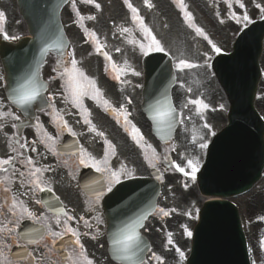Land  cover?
<instances>
[{"label": "rangeland", "instance_id": "374dc122", "mask_svg": "<svg viewBox=\"0 0 264 264\" xmlns=\"http://www.w3.org/2000/svg\"><path fill=\"white\" fill-rule=\"evenodd\" d=\"M215 12H218L217 5ZM213 15H206L209 28L207 27L203 32L208 36V39L203 41L201 40L202 35L197 36L195 33L194 38L200 40H195L191 46L180 48L181 51L175 54V66L181 79L179 78V86L174 99L182 112V123L185 125L179 129L171 145L163 146V152L173 157L175 165L165 172L167 184L164 186L163 193L164 191L165 193L160 200V203H163L165 207L160 215L167 212V215H172V220L162 224L163 234H160L159 237V250L164 256L159 258L160 255L157 254L154 262L167 257L164 259L166 264H184V259L189 251L187 233L194 227L197 213L204 202L195 189V178L191 175L187 161L194 160L197 162V167L200 166L205 149V147H201V144L206 145L210 136L224 126L225 122L223 93L210 72L208 63L215 55L231 50L237 30L245 24L239 27L230 26V22L234 21V15L229 8L219 15ZM223 26L225 29L221 28ZM71 37L74 40L73 33H71ZM208 40H211L220 49V52H215ZM181 60L191 63L194 67L182 68L179 65ZM262 63L264 65V60ZM186 78L188 80L186 85L181 84ZM182 89H184L183 93L180 94L179 91ZM259 94V103L263 105V82ZM192 100H202L207 108L192 104L190 102ZM210 115L212 116L209 118ZM187 116L190 118L189 122L185 120ZM177 165L184 167L189 175L186 176L180 172ZM236 203L242 210L250 251L256 258V247L259 245V248H262L264 245V229L257 228L264 225V181L252 194L238 199ZM256 213L258 214L254 216L253 214ZM256 234L260 237L259 244L255 241ZM153 251L155 253L154 249Z\"/></svg>", "mask_w": 264, "mask_h": 264}, {"label": "flooded vegetation", "instance_id": "af4514ba", "mask_svg": "<svg viewBox=\"0 0 264 264\" xmlns=\"http://www.w3.org/2000/svg\"><path fill=\"white\" fill-rule=\"evenodd\" d=\"M149 2L151 4V1ZM155 3L158 12H162V0H155ZM148 19L149 21L153 22L155 21V16L152 13H149ZM128 36L130 37V35ZM113 41L116 42V40L114 39ZM127 41L131 43L130 38ZM143 41L144 43L133 40L134 42L133 44L137 46L144 44L146 46V39H144ZM89 43L94 48L97 46L96 40L93 39L92 36H90L89 38ZM97 47L99 48L100 45H98ZM116 54L120 55L121 51L116 50ZM109 68L113 70V74L110 75L109 81L111 82V84L114 85V86L108 85V89L110 91V99H107L103 95L99 85L96 82H95V87L99 89L101 95H96L95 90H93L90 86L86 85V87H88V94L83 96L80 101L83 107L82 108L78 107V123L80 126H84L79 128V132L84 134L86 141L98 140L97 132L91 130L92 126H94L92 122V118L94 115V112H92V108H94L95 111H98L99 110L98 100L102 102L108 101L111 104H115L116 107L112 108L111 112L108 111L107 115L98 113L97 114L98 118L101 119L102 121H105V117L107 116L112 120L113 124L116 125L118 124L120 126V130H122L127 137H130L133 141H137V140L140 141L143 139V133H145V122L136 108V102L135 99L132 97L130 88L125 86L124 78L119 75L120 72H130V71L125 70L121 65H117L114 62L109 66ZM116 76H118L119 79H116L115 78ZM94 95L96 96L95 99L92 98ZM121 108L126 110L127 122L125 121V113L120 111ZM113 109H115V111H113ZM16 116H18V114H16ZM67 116L72 117L73 114L69 113ZM85 118L89 119L91 121V124H86L84 122ZM12 119L14 120L15 124L18 122V120H15L14 118ZM46 122H48L47 125ZM133 126H135V129H138L140 133V135L137 136L136 140L133 139V135L135 134ZM76 127L78 129V124H76ZM35 128H37L36 130L44 132L43 139L47 151H50L51 144L54 147H57L58 144L63 141L66 135L65 131L67 130V128L64 127V125H62L61 128L59 129L57 125L51 122L50 115L49 117H47L46 114H44L43 117L38 118V123H36L33 129ZM30 131L32 130H25L24 132H30ZM67 133L76 136L79 141H82L81 138H79L78 134H76L75 132L67 130ZM48 136H51L53 139L49 140L47 138ZM101 137L104 138V135ZM39 138H40L39 135H32V133H27L26 135H22L19 141H17V137H16V143L18 147H20L21 143L27 145L26 147L21 148L25 152L26 157L24 158V156H22V154L17 150L14 153L13 162L14 164L18 165L19 167L18 172L24 173L23 178L24 180H26V184L29 187H32L33 185L30 183V180L32 179L29 176L30 168L26 163L27 158H29L28 149H33L36 147V145H39V141H40ZM87 156L88 155H86L84 159H87ZM78 162H79L78 160L72 159L69 162L70 168L73 169L76 165H78ZM91 162L92 161L90 160L88 161V163ZM59 163H61L65 168L67 165V162L65 161V157H62V160H60ZM46 169L48 170L42 172L41 179L44 181L43 185L49 188L50 184L49 181L47 180V176H50L52 171L51 168H49L48 166L46 167ZM10 177H11L10 171L7 172L3 171V179L2 181L0 180V185L7 184L8 182H3V181L9 180ZM63 200L64 202H68L69 204H73V205L77 204L76 199H70V201L68 199H63ZM11 201L12 199L10 198L9 193L3 187H0V226H4L2 225V217L4 211L9 209ZM78 204H79V200H78ZM26 234L27 233L22 232L20 236V231L18 229L14 233H12V235L17 236V238L19 239V244L14 243L6 233L0 234V244L7 245V247L4 248V256L7 257V259L11 261L12 264H56L57 257L52 253L53 246H57L59 250L67 251L71 249L73 251L77 250L76 253L79 252V249L74 244V238L71 235H67L63 239H57V243L55 245H52L51 238L48 237L47 234L44 235L45 240H40L39 243H29V241L32 240L33 237L32 235L29 234L26 235ZM96 239L86 237V244L88 245V247H84L85 252H87L86 250L89 248L96 249L98 247L96 245ZM21 245H26V247H22ZM28 252H32L34 258L28 257L27 256Z\"/></svg>", "mask_w": 264, "mask_h": 264}, {"label": "snow or ice", "instance_id": "6c2138e0", "mask_svg": "<svg viewBox=\"0 0 264 264\" xmlns=\"http://www.w3.org/2000/svg\"><path fill=\"white\" fill-rule=\"evenodd\" d=\"M85 2L87 3H93V0H85ZM227 2V0H226ZM235 2L237 4H239V6L241 8H244L245 5L243 3L240 2V0H235ZM125 3L127 4V6L129 7V9L133 12V20H138L141 24L142 27V31L144 33V36L146 39H148L150 42L147 46L146 51H163L164 49L161 47V44L158 40H156V38L154 36H152L151 30L148 29L146 26H144L143 21L138 17V10L136 8H134L131 3L129 2V0H125ZM180 3L182 5V0H180ZM145 4L148 7H151L152 5L149 3V0H145ZM95 7L99 8L100 5L99 4H95ZM183 7V5H182ZM229 7H231V5H229ZM257 8H259L260 12L262 14H264V7H262L261 5L257 4L256 5ZM185 17L187 20L191 21L192 20V16L189 12H187L185 10ZM94 19V17H92ZM234 19H237V17L233 16ZM4 19V13L0 12V21H2ZM244 22L246 23H251L250 17L249 15L245 12L241 18ZM238 19V22H239ZM193 26V25H190ZM123 31H127V29H123ZM195 31L197 32V34L204 36L205 39H207V36L204 34L203 30L199 27H195ZM7 38V37H5ZM208 42L210 44H212V49L215 52H220V49L212 43L211 40H208ZM141 49H145V45L141 44L140 45ZM99 51V49H97ZM119 51V50H118ZM105 57L110 59V57L107 56V53H104ZM179 65L182 68H191L194 67V65H192L191 63H188L184 60H181L179 62ZM63 76H66V90L68 91L69 95L72 98V103L77 106V107H83L81 104V99L83 96L88 94V87L90 86L93 90H95L96 95H101V93L99 92V89H97L95 87V81L89 79L87 76H85V74L83 73V71H81L78 67H77V62L73 59L72 60V68L70 70H66L65 73L62 74ZM116 79H119L118 76L115 77ZM29 85H32L31 87H29L28 85H24L21 87V89L18 91V95L15 98V103L20 105V106H24L27 104H30L32 101H34L36 99V97L39 95V88L37 86H35L33 84V82L31 80H29L28 82ZM93 99L96 98V96L94 95L92 97ZM130 102V101H129ZM192 104L197 105L199 107H203V108H207V105L203 103L202 100H192L190 101ZM105 104H108L107 101L104 102ZM113 111H115V109H113ZM121 112L125 113V121L127 122V113L126 110L121 108L120 109ZM171 114V109H169L168 111H161V110H157L156 115L153 116V119L159 120L163 117H166L168 115ZM3 113H0V116H3ZM7 115H12L11 113H8ZM15 120H19L20 118L18 116L13 117ZM84 122L86 124H91V121L87 118H85ZM64 127H67L66 122L64 123ZM134 129V135H133V139L136 140L137 136L140 135L139 130L135 129V126H133ZM92 131H96L95 127L92 126L91 128ZM69 131H71V129H69ZM127 131V129H126ZM98 135L103 136L102 132H98ZM49 140H52L53 138L51 136L47 137ZM137 142L139 143V140H137ZM26 144H20V148H24L26 147ZM207 145L205 144H201V147H206ZM11 147V145H10ZM108 147L110 149H112V153L114 154L115 149L114 146L111 145L110 143L108 144ZM13 151H15L16 149L13 148ZM36 149L33 148L32 151H35ZM54 151V149H51ZM83 152V150H81ZM107 155L108 153H105V158L102 161L97 162L93 157H91L90 155L87 156V159L81 158L80 159V164L85 165V166H89L88 161H92L91 163V167H95L96 171L98 172H109L110 170L107 168ZM147 159V157H146ZM151 162V161H150ZM13 163V158L12 157H8L7 159H0V171H4L7 172L8 168L6 166L11 165ZM27 165L30 168L29 171V176L32 178L30 180V183L35 187L38 188L39 190L43 191L45 190L43 187H41V185L44 183V181L41 179L40 177V173H42L43 171H47L48 169L44 168H38V167H33L34 162L32 161V159L29 157L26 160ZM103 165V166H102ZM187 166L189 169H191V175L193 178H195V174L198 171V167H197V162H195L194 160H188L187 161ZM154 167V165H153ZM177 168L180 172H183L186 176L189 175V172L185 171L184 167H181L179 165H177ZM21 176H24V173L21 172L20 173ZM119 182V174L116 172H110V181L109 183L111 184L112 182ZM6 191H9V189H5ZM48 191H51L50 188L47 189ZM109 191H111V187H109ZM99 198V197H97ZM9 211L11 212L12 216L14 217L13 221H11V223L15 226V227H4V226H0V234L6 233L11 240L14 243L19 244V239L17 238V236L12 235V233H14L17 228L19 227V223L22 219H33L34 222L36 223H40V220H38L34 214L24 205L23 201L17 200L16 198H13L9 207ZM161 211H164L163 209H161ZM165 215H167L168 213L165 212ZM65 216L67 217V219L63 222V226H64V231L63 232H55L52 231L51 226L49 225H45V227L47 228L48 232L47 235L48 237L51 238V244L55 245L57 243V239H63V237L65 235L71 234V236L74 238V244L75 246L79 249V252L75 255L73 254H68L67 256V260L69 262V264H93V261L91 259L88 258V256L85 253L84 250V245L81 243L80 241V235L78 233V231L76 229H74L73 227H71L68 224V221H71L73 219L72 216H68L67 213H65ZM81 219H83L81 217ZM57 224H60L61 221L59 220V218H57L56 220ZM85 223L87 224V222L85 221ZM90 226V225H89ZM39 231V230H37ZM27 235V234H26ZM190 235V233H189ZM93 239H96L95 236L92 237ZM138 239V235L135 233V231L133 230H129L127 232H125L123 234V238L119 239L117 241H115L116 244H118L120 246L121 251L124 253L123 258L128 259L130 258L127 253L131 247V242H133L134 240ZM40 240H45V236L44 234H40L39 236V240L36 239H32L29 241V243H39ZM22 247H26V245H21ZM47 246V244H46ZM7 245L6 244H0V264H12L11 261H9L7 259V257L4 256V248H6ZM27 256L30 258H34L32 252H28ZM159 259V258H157Z\"/></svg>", "mask_w": 264, "mask_h": 264}, {"label": "water", "instance_id": "95a60500", "mask_svg": "<svg viewBox=\"0 0 264 264\" xmlns=\"http://www.w3.org/2000/svg\"><path fill=\"white\" fill-rule=\"evenodd\" d=\"M34 31H36L35 26ZM151 73L150 70L149 75ZM226 141L229 139L225 138L218 141L216 149H212L210 153V160L213 155H216L220 164L222 157L220 148ZM210 176L207 172L202 176L204 186L209 183ZM216 211V208L210 209L203 216L189 264H248L244 248L242 253L239 247V240L242 241V237L235 215H231L223 224L225 225L224 228L221 229L215 219L214 213ZM229 220L233 221L236 226Z\"/></svg>", "mask_w": 264, "mask_h": 264}]
</instances>
